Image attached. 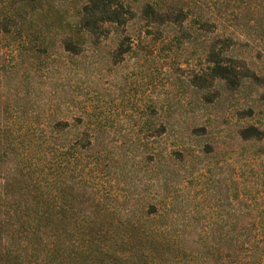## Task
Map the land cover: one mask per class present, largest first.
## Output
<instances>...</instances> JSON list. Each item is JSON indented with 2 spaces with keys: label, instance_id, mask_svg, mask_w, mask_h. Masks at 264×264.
<instances>
[{
  "label": "trees",
  "instance_id": "obj_1",
  "mask_svg": "<svg viewBox=\"0 0 264 264\" xmlns=\"http://www.w3.org/2000/svg\"><path fill=\"white\" fill-rule=\"evenodd\" d=\"M64 3L2 0L0 43L8 34L7 44L18 51H49L50 35L59 33L60 50L77 54L105 22H122L133 8L129 0H77L67 17ZM263 6L264 0H144L134 9L146 30L174 23L182 28L177 39L196 29L213 33L203 46L206 73L235 88L240 73L220 54L212 28L218 19L235 23L241 15L259 20ZM6 100L0 106V264H264V200H238L246 211L223 213L204 211V199L179 196L178 186L151 197L113 194L104 180L111 171L108 150L94 146L89 121L72 132L80 115H56L55 106L41 118L28 115L24 104L20 113L5 115ZM238 133L261 139L264 127L249 124Z\"/></svg>",
  "mask_w": 264,
  "mask_h": 264
},
{
  "label": "rangeland",
  "instance_id": "obj_2",
  "mask_svg": "<svg viewBox=\"0 0 264 264\" xmlns=\"http://www.w3.org/2000/svg\"><path fill=\"white\" fill-rule=\"evenodd\" d=\"M129 1L132 12L122 22H105L77 54L60 50L59 33L50 35L49 51L37 53L16 50L2 35L0 106L6 98L10 110L4 114H18L24 104L28 115L45 118L57 106L56 115L82 117L72 132L89 121L94 146L108 150L105 183L121 197H151L178 186L179 196L204 199V211L223 213L246 211L238 200H264V136L242 139L238 133L249 124L264 127V6L259 20L241 15L235 23L218 19L212 28L219 32L220 54L240 73L230 88L206 73L203 46L213 33L196 29L177 39L182 28L174 23L153 25L150 32L134 9L144 0ZM75 2L64 3L67 17ZM202 125L205 131H194Z\"/></svg>",
  "mask_w": 264,
  "mask_h": 264
}]
</instances>
